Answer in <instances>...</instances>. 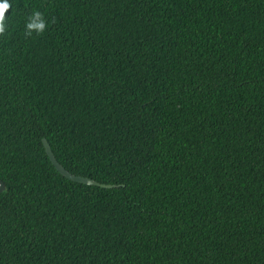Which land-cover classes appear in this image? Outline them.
I'll return each instance as SVG.
<instances>
[{
    "label": "trees",
    "instance_id": "1",
    "mask_svg": "<svg viewBox=\"0 0 264 264\" xmlns=\"http://www.w3.org/2000/svg\"><path fill=\"white\" fill-rule=\"evenodd\" d=\"M7 2L0 264H264V0Z\"/></svg>",
    "mask_w": 264,
    "mask_h": 264
},
{
    "label": "water",
    "instance_id": "2",
    "mask_svg": "<svg viewBox=\"0 0 264 264\" xmlns=\"http://www.w3.org/2000/svg\"><path fill=\"white\" fill-rule=\"evenodd\" d=\"M43 145L45 147V151L46 154L48 155L51 163L54 165V167L56 168V170L63 175L64 177H66L67 179L71 180V181H75L78 183H83V184H87V185H95V186H100V187H105V188H112V187H116L117 185L115 184H106V183H101L99 181H96L92 178L89 177H85V176H81V175H76L71 173L69 170H67L56 158V156L54 155L51 146L49 144V142L47 141V139L43 138L42 139ZM6 191V184L4 183V181L0 178V192H5Z\"/></svg>",
    "mask_w": 264,
    "mask_h": 264
},
{
    "label": "clouds",
    "instance_id": "3",
    "mask_svg": "<svg viewBox=\"0 0 264 264\" xmlns=\"http://www.w3.org/2000/svg\"><path fill=\"white\" fill-rule=\"evenodd\" d=\"M9 7L10 4L7 0H0V35H3L7 30L4 13ZM45 27L46 25L43 22L42 14L34 11L29 20L25 22L24 32L27 36H31L33 32L40 34L44 31Z\"/></svg>",
    "mask_w": 264,
    "mask_h": 264
}]
</instances>
